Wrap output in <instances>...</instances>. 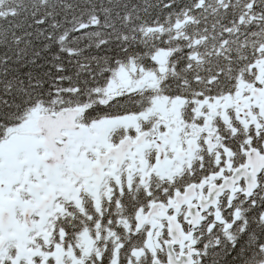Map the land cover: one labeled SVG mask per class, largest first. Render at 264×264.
Instances as JSON below:
<instances>
[{
    "label": "snow or ice",
    "instance_id": "obj_1",
    "mask_svg": "<svg viewBox=\"0 0 264 264\" xmlns=\"http://www.w3.org/2000/svg\"><path fill=\"white\" fill-rule=\"evenodd\" d=\"M0 264H264V0H0Z\"/></svg>",
    "mask_w": 264,
    "mask_h": 264
}]
</instances>
